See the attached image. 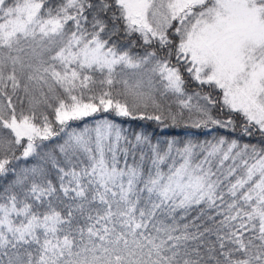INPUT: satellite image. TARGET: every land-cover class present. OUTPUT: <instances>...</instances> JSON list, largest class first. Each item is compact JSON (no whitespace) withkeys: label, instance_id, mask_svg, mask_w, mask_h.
<instances>
[{"label":"snow or ice","instance_id":"obj_1","mask_svg":"<svg viewBox=\"0 0 264 264\" xmlns=\"http://www.w3.org/2000/svg\"><path fill=\"white\" fill-rule=\"evenodd\" d=\"M0 264H264V0H0Z\"/></svg>","mask_w":264,"mask_h":264},{"label":"trees","instance_id":"obj_2","mask_svg":"<svg viewBox=\"0 0 264 264\" xmlns=\"http://www.w3.org/2000/svg\"><path fill=\"white\" fill-rule=\"evenodd\" d=\"M89 121H91V118H87ZM120 122L123 124L126 128L131 124L132 127L137 128L138 130L142 127H148L149 131L152 129H155V135L159 139H171L172 137H176L178 139L185 138V134L188 135L195 134V138L199 139L200 141H203L204 139H211V136L207 135L205 131L195 129V128H185L183 126L177 127V128H166L163 126H157L154 123L149 122H129L126 118H116V122ZM235 138V137H234ZM243 143H256L257 141L255 139H248L245 138L242 140Z\"/></svg>","mask_w":264,"mask_h":264},{"label":"rangeland","instance_id":"obj_3","mask_svg":"<svg viewBox=\"0 0 264 264\" xmlns=\"http://www.w3.org/2000/svg\"><path fill=\"white\" fill-rule=\"evenodd\" d=\"M117 123H120V122L117 121Z\"/></svg>","mask_w":264,"mask_h":264}]
</instances>
